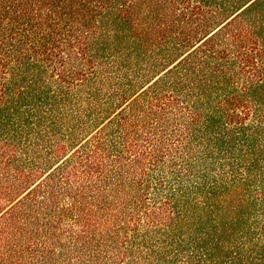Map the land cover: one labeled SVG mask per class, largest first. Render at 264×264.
Listing matches in <instances>:
<instances>
[{
  "label": "trees",
  "instance_id": "trees-1",
  "mask_svg": "<svg viewBox=\"0 0 264 264\" xmlns=\"http://www.w3.org/2000/svg\"><path fill=\"white\" fill-rule=\"evenodd\" d=\"M0 264H264V0H0Z\"/></svg>",
  "mask_w": 264,
  "mask_h": 264
}]
</instances>
